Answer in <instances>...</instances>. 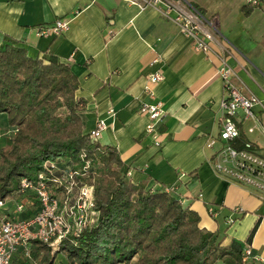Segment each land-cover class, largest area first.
Returning a JSON list of instances; mask_svg holds the SVG:
<instances>
[{
	"label": "crops",
	"instance_id": "0c3cea01",
	"mask_svg": "<svg viewBox=\"0 0 264 264\" xmlns=\"http://www.w3.org/2000/svg\"><path fill=\"white\" fill-rule=\"evenodd\" d=\"M180 1L214 19L212 51L195 50L164 3L144 7L129 0H0V35L16 39L32 57L46 54L69 65L79 83L76 96L85 101L84 131L105 122L95 140L118 150L131 182L172 191L198 213L201 228L219 234L224 247L243 243L255 227L243 246L252 253L246 261L264 264L258 260L264 258V175L233 180L215 167L220 142L208 145L221 128V59L234 70L232 86L264 105V1L249 15L241 7L250 0ZM61 18L68 28L56 34L50 27ZM41 26L47 28L39 34ZM155 57L159 62L152 64ZM156 68L163 78L149 83ZM154 101L165 110L160 147L145 134L147 118L139 112L143 102ZM234 120L240 137L264 156V110L255 105L247 117L238 110ZM6 128L2 113L0 129ZM31 249L32 243L28 256L19 248L11 264H40L42 253Z\"/></svg>",
	"mask_w": 264,
	"mask_h": 264
},
{
	"label": "trees",
	"instance_id": "16d2710c",
	"mask_svg": "<svg viewBox=\"0 0 264 264\" xmlns=\"http://www.w3.org/2000/svg\"><path fill=\"white\" fill-rule=\"evenodd\" d=\"M250 0L244 15L260 7ZM69 65L43 54L32 57L13 37L0 35V114L15 132L0 146V199L19 189L20 177H35L44 161L64 158L82 169L94 188L96 221L61 241L57 250L38 240L33 253L53 264L61 253L67 264H249L244 245L223 246L216 231L200 227L198 213L172 191L131 182L118 150L102 145L83 129L85 101L77 98V76ZM246 141L232 145L242 149Z\"/></svg>",
	"mask_w": 264,
	"mask_h": 264
},
{
	"label": "built area",
	"instance_id": "2783aa9c",
	"mask_svg": "<svg viewBox=\"0 0 264 264\" xmlns=\"http://www.w3.org/2000/svg\"><path fill=\"white\" fill-rule=\"evenodd\" d=\"M129 1L144 7L164 3L168 10L174 11L171 20L184 35L191 38L193 48L202 52L212 51L215 21L205 17L197 7L190 4L181 5L180 0ZM252 3L258 5L260 2L252 0ZM68 23L64 18L57 19L50 28L60 34L68 28ZM46 28L47 26L39 27V34L44 33ZM158 62V57L153 58L152 64ZM220 64L218 74L224 88L220 105L221 128L218 139H211L208 145L213 146L220 142L217 153L221 160L215 163L219 172L233 180L248 182L250 176L264 175V156L258 154L249 141L244 143L242 149L233 147L232 142L239 137V129L234 119L238 110H242L246 117L253 116V107L259 105L264 110V105L255 95L245 96L232 86L230 78L234 75V70L223 59ZM162 78L161 69L156 68L148 75L147 81L156 83ZM149 95L152 96L151 92ZM139 112L147 118L145 134L155 146L160 147L159 124L165 115L162 102H143ZM105 128V122L99 120L89 131L90 137L95 139ZM14 132L15 129H10L6 134ZM3 135L5 134L1 133L0 138ZM88 166L89 163L86 162L79 170L64 158L48 159L43 162L42 169L35 177L21 176L19 189L11 197L0 199V264H11L13 255L21 247L29 256L33 240L47 244L53 251L57 250L63 239L77 235L83 227L95 223L97 210L94 209V188L91 182L83 179ZM29 207L30 212L27 210ZM25 211L29 214L27 217H21ZM209 212L212 215L215 213L213 209H209ZM244 254L252 257L249 248L244 250ZM258 260L264 262V258Z\"/></svg>",
	"mask_w": 264,
	"mask_h": 264
},
{
	"label": "rangeland",
	"instance_id": "374dc122",
	"mask_svg": "<svg viewBox=\"0 0 264 264\" xmlns=\"http://www.w3.org/2000/svg\"><path fill=\"white\" fill-rule=\"evenodd\" d=\"M2 132L0 131V134ZM7 141V138H4V135L0 138V146H2ZM53 264H67L65 257H62V255H58L53 261Z\"/></svg>",
	"mask_w": 264,
	"mask_h": 264
}]
</instances>
